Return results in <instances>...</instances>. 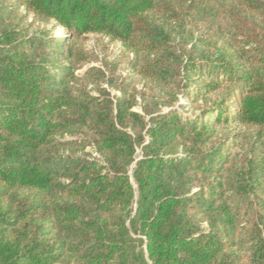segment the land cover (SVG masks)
<instances>
[{"label":"trees","instance_id":"16d2710c","mask_svg":"<svg viewBox=\"0 0 264 264\" xmlns=\"http://www.w3.org/2000/svg\"><path fill=\"white\" fill-rule=\"evenodd\" d=\"M0 264H264V0H0Z\"/></svg>","mask_w":264,"mask_h":264},{"label":"rangeland","instance_id":"374dc122","mask_svg":"<svg viewBox=\"0 0 264 264\" xmlns=\"http://www.w3.org/2000/svg\"><path fill=\"white\" fill-rule=\"evenodd\" d=\"M62 31L61 30H58L57 31V33H61ZM95 42H96V39L95 38H92V37H90V39H89V44L90 45H95Z\"/></svg>","mask_w":264,"mask_h":264}]
</instances>
